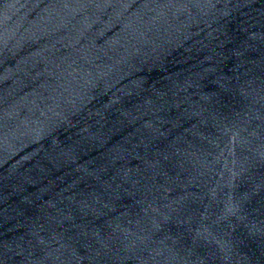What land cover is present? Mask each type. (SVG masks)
Here are the masks:
<instances>
[{
    "label": "water",
    "instance_id": "water-1",
    "mask_svg": "<svg viewBox=\"0 0 264 264\" xmlns=\"http://www.w3.org/2000/svg\"><path fill=\"white\" fill-rule=\"evenodd\" d=\"M240 0H0V264H208Z\"/></svg>",
    "mask_w": 264,
    "mask_h": 264
}]
</instances>
